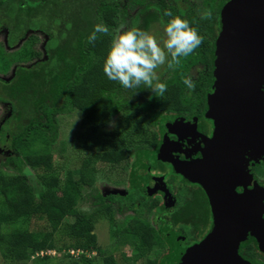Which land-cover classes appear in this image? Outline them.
Wrapping results in <instances>:
<instances>
[{
  "label": "trees",
  "instance_id": "trees-1",
  "mask_svg": "<svg viewBox=\"0 0 264 264\" xmlns=\"http://www.w3.org/2000/svg\"><path fill=\"white\" fill-rule=\"evenodd\" d=\"M56 1L0 0V30L6 32V46L13 48L21 41L24 45L10 60L16 64L12 77L0 78V103L7 105L10 112L0 127V143L12 152L6 160L18 172L11 176L0 171V255L6 264L29 261L59 264L51 255L36 254L66 250L77 252L74 264H117L112 254L105 255L94 233L95 215L100 211L110 219V207L99 192H93L86 198L95 200L97 212L81 211L79 203L87 193L85 189L92 185L103 167L114 170L111 177L123 178L130 157L156 144L158 134L151 130V117L155 113L204 111L213 78L210 59L203 39L192 55L181 58L179 65L172 68L167 63L163 65L159 82L168 89L163 97L143 86L138 90L126 89L109 80L103 72L104 58L112 46L110 34L98 33L94 43L88 42L94 25L104 24L109 30L116 26L121 1L74 0L77 4L72 2V10L63 15L51 12L37 16L41 8ZM129 2L135 6L140 0ZM206 2L210 12L214 0ZM153 4L151 13L144 11L141 23L134 14L124 32L137 27L147 32L152 23L166 26L170 19L179 16L188 20L203 37L198 22L204 21L205 29L207 19L186 16L163 0H155ZM165 12H171L172 16ZM28 32L44 34L43 59H40L41 52L29 47L36 37L26 38ZM0 59L1 70L5 72L9 61L2 51ZM31 59L37 61L29 66L21 64ZM186 77L192 79L194 89H188L183 83ZM73 111L81 114L79 126L88 130L84 143L93 150L82 155L78 167L62 173L55 165L59 117ZM116 117L118 126L114 130L100 131ZM24 168L33 171V180L21 173ZM107 199L114 200L113 196ZM194 206L195 213L202 208L199 201ZM195 213L189 207L188 220L184 223L193 225ZM139 226L140 221L135 219L121 231L122 243H130L134 248L132 259L122 254L123 264H135L131 260L137 262L153 244V231ZM63 237L66 241L60 249L58 244ZM92 252L98 256L90 257Z\"/></svg>",
  "mask_w": 264,
  "mask_h": 264
},
{
  "label": "flooded vegetation",
  "instance_id": "flooded-vegetation-1",
  "mask_svg": "<svg viewBox=\"0 0 264 264\" xmlns=\"http://www.w3.org/2000/svg\"><path fill=\"white\" fill-rule=\"evenodd\" d=\"M145 1L149 4L145 2V5H143V0H140V3L135 5L137 9L135 15L137 19H140V23L144 11L149 13L154 8L153 3L155 0ZM163 1L172 8L183 11L186 16L194 17L196 20L207 19L204 25L205 29H203L204 21L198 23L203 34L205 52L210 59L213 75L210 91L207 93L208 96L213 92L212 86L215 81L213 72L216 60L220 55L227 56L233 53H227L226 46L223 43L221 44L224 30L223 15L227 4L231 0H214L210 12L207 11L206 0ZM150 4L152 6L146 10L145 7ZM206 13H210V17L205 18ZM155 23L159 22L152 24ZM250 33L252 35L256 33L254 37L257 39L252 46L257 51L264 53V27L258 25ZM237 53V51H234L232 55ZM198 69L201 70L202 66H199ZM262 79L264 81V78ZM259 88H261L264 103V83H261ZM207 96L205 109L200 114L163 113L164 116L159 120L161 123H158L162 128V134L160 135L157 132V142L151 148L153 150L156 146L158 147L156 153L152 155L153 158L148 156L146 159L142 158L141 162H137V160L132 159L133 155L131 157L133 161L130 159L128 166L123 171L124 177H118L119 180L117 181L119 182L109 186V191L105 194L99 192L102 198L105 199L104 202L110 207V219L107 214L104 216L109 224H113L115 244L116 246L121 245L125 249V252H121V259H124L122 254L126 258H133V245L122 243L121 231L127 229L130 222L135 219L140 221V229L142 227L149 228L154 234V241L149 250L138 258L137 262L131 260L135 264H148V262L178 264L190 248L201 243L212 231L214 215L210 197L206 190L200 184L191 182L180 173H177L172 164L174 161L191 164L205 160L208 162V159L214 157L209 148V143L215 133V121L207 118L209 109ZM151 149H145V152H150ZM208 152L210 153L208 154ZM242 152V163L248 179L246 185L236 187L235 193L240 195L244 191L252 190L254 187H260L264 190V174L262 177L258 173L261 169H264V153L256 155L252 149L247 148L245 145ZM210 168L212 170V167ZM209 170L204 172L206 178L211 176ZM110 196H113V201L107 199ZM94 201V199L91 200L90 211L96 213L98 204ZM197 201L201 202L202 208L197 211L198 213H195L196 206L192 208V205L197 204ZM189 207L195 213L193 225L184 223V220H188L186 214ZM262 217L264 218V213ZM117 218L124 221V225L120 228L116 226ZM259 248L255 238L248 234L239 244L238 254L251 264H257V262L264 264V254L259 251ZM97 256L96 252L90 254V257Z\"/></svg>",
  "mask_w": 264,
  "mask_h": 264
},
{
  "label": "water",
  "instance_id": "water-1",
  "mask_svg": "<svg viewBox=\"0 0 264 264\" xmlns=\"http://www.w3.org/2000/svg\"><path fill=\"white\" fill-rule=\"evenodd\" d=\"M223 24L221 44L227 53H238L220 55L216 60L213 92L207 96V118L215 121L209 143L214 157L194 164L172 162L177 173L206 190L214 223L207 237L190 248L178 264H251L238 254L239 244L248 234L264 252V190L254 187L235 193L248 179L242 163L243 146L256 155L264 153V103L259 88L264 83V53L252 46L257 39L256 33H250L258 25L264 27V0H231ZM208 170L211 176L206 178Z\"/></svg>",
  "mask_w": 264,
  "mask_h": 264
},
{
  "label": "rangeland",
  "instance_id": "rangeland-1",
  "mask_svg": "<svg viewBox=\"0 0 264 264\" xmlns=\"http://www.w3.org/2000/svg\"><path fill=\"white\" fill-rule=\"evenodd\" d=\"M120 1H121V5L119 7V14L116 17V26H114L108 32L111 36L112 44L118 38V36L122 34L124 30L127 29L128 20L135 14V11L137 10L134 5H130L129 0H120ZM72 2H74L73 4H77V1L74 0H58L56 2H52L51 4L45 6V8H41V10L37 13V16L47 15L51 12L56 14L59 13L60 15H63V13L69 12L68 10H72V6H73ZM21 18L25 19V21L27 20L25 18V15H21ZM63 24L64 23H62V25ZM164 29H165L164 26L160 25L159 23H155L149 27L147 32H149L152 35H155L157 40L161 43V46H163V42L166 40V34ZM30 35L35 36L36 41L29 47L34 52H41L40 59H43L44 54L42 49H43V44L45 42L44 34L40 32H28L26 34V38H28V36ZM23 46H24L23 41H21L15 47L8 48L6 46V32L5 30H0V51L3 52V56L5 57V59L9 61L8 69L5 72H3L0 67L1 79L9 80L12 77L16 64L14 62H10V60L13 57H15V54L19 52ZM36 61L37 59H31L28 61H24L21 64L25 66H29L35 63ZM1 65H2V61L0 59V66ZM162 69L163 66L157 69L158 75L160 74V71ZM8 116H10V112L7 105L0 103V127L3 121ZM162 116H164L163 113L158 112L152 115L151 117V124H152L151 130L154 129L160 135L162 134V128L158 125L157 122L158 120H160ZM80 118H81V114L78 113L77 111H73L69 114H64L59 117V136L55 146V165L57 166L58 169H61L62 173H64V171L67 169L78 167L82 155L93 150V148L89 147L88 145H85L84 143L88 130L85 128H81L79 126ZM117 126H118V118L116 117L111 119L108 125L100 129V131L107 133L111 130H114ZM157 148L158 147L156 146L153 150L151 149V151L147 153L145 152V150L138 151L132 159L137 160V162H141L142 158L146 159L148 156L153 158L152 155L156 153ZM11 154L12 152L10 151V149H8L7 146L4 145L3 143H0V171L3 174L14 176L17 175L18 172L15 169H13V167L9 165L6 160V158L8 156H11ZM113 171L109 167H103V169L97 173L95 181L92 183L90 187H87L85 189L87 193L83 195V199L79 203V208L81 211H90L92 202L90 199H87L89 197L86 198L87 194L93 192H101L105 194L107 191H109L108 187L113 186L112 182L117 181L115 175H112L111 177V174H114ZM21 173L29 177L31 180L34 179L35 175L33 171L29 168H24ZM258 173L259 176L261 175L263 177L264 169H261ZM95 217H96L95 233L97 236L98 244L105 250L104 251L105 255L112 254L115 257L117 264H123L121 259V252H125L124 251L125 249L121 247V245L116 246L115 244L114 241L115 231L112 226L113 224L112 223L109 224V222H107L102 212L97 213ZM123 225H124V221H122L121 218L120 219L117 218L116 219L117 228H120ZM65 241H66L65 237H63V240L59 242L58 246L60 247V249H62L61 246ZM259 251L264 254L262 249L259 248ZM67 254H69L70 257H67ZM48 255H51L53 258H55L56 261L59 262V264H74V262H76L78 259V254L76 252L74 253L73 251H70L68 253L66 250H59V251L52 250ZM0 264H6L2 260L1 255H0ZM9 264H13V263L10 262ZM16 264H34V263L33 261H29L24 263L18 262Z\"/></svg>",
  "mask_w": 264,
  "mask_h": 264
},
{
  "label": "clouds",
  "instance_id": "clouds-1",
  "mask_svg": "<svg viewBox=\"0 0 264 264\" xmlns=\"http://www.w3.org/2000/svg\"><path fill=\"white\" fill-rule=\"evenodd\" d=\"M165 15L172 16V13L165 12ZM208 17L210 13L205 14V18ZM164 31L166 40L163 46L155 35L138 27L120 34L104 58L103 72L106 77L126 89L138 90L143 86L163 97L168 89L166 84L159 82L157 69L166 63L169 68L179 65L182 57L192 55L203 42L198 30L179 16L170 19ZM108 32L106 25H94L88 42L94 43L98 33L107 35ZM183 83L188 89H194L190 77H186Z\"/></svg>",
  "mask_w": 264,
  "mask_h": 264
},
{
  "label": "built area",
  "instance_id": "built-area-1",
  "mask_svg": "<svg viewBox=\"0 0 264 264\" xmlns=\"http://www.w3.org/2000/svg\"><path fill=\"white\" fill-rule=\"evenodd\" d=\"M51 251H47L46 253L40 252L39 254H36V256H42L43 254H49Z\"/></svg>",
  "mask_w": 264,
  "mask_h": 264
}]
</instances>
